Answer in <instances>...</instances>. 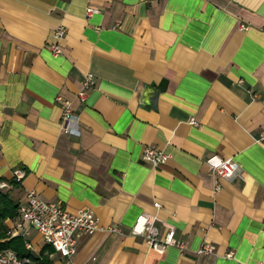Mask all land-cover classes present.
Masks as SVG:
<instances>
[{"label":"crops","instance_id":"crops-1","mask_svg":"<svg viewBox=\"0 0 264 264\" xmlns=\"http://www.w3.org/2000/svg\"><path fill=\"white\" fill-rule=\"evenodd\" d=\"M58 99L79 135L62 131ZM263 136L264 0H0V190L119 229L75 233L72 264H264ZM145 148L167 162L151 167ZM214 159L236 163L234 178L213 174ZM142 214L185 249L131 235ZM16 220L8 235L38 257L48 245Z\"/></svg>","mask_w":264,"mask_h":264},{"label":"built area","instance_id":"built-area-1","mask_svg":"<svg viewBox=\"0 0 264 264\" xmlns=\"http://www.w3.org/2000/svg\"><path fill=\"white\" fill-rule=\"evenodd\" d=\"M98 12L96 9L88 8L87 14L91 15ZM242 30L246 27L242 25ZM55 39H60L65 35V30L57 29L54 33ZM52 55L58 57L61 54V48L57 44H51L49 47ZM95 86L94 77L91 74L85 75L81 83V89L77 95L80 102H84L89 92ZM63 107L61 118L62 131L70 135H79V129L72 125L73 114L70 103L58 99ZM194 123V122H193ZM264 137V136H263ZM169 156L162 150L154 148H145L142 153V160L151 167H158L165 164ZM208 167L213 174L219 179L234 178L238 172V166L231 160H210ZM13 176L17 182L25 177L22 170H15ZM3 188L2 186L0 187ZM216 190L219 185H216ZM159 207V204H155ZM158 219L147 214L140 215L134 225L131 227L130 233L133 236L142 237L146 244L157 252H165L169 247H177L180 251L185 249L183 242L177 240L174 231L168 228L167 232L160 236L157 228ZM16 226L23 229L21 236H26L28 229H34L41 237L42 242L54 249V251L63 259L65 264H72L71 258L76 253V241L74 235L77 232L92 235L97 231L119 232L117 227H102L100 222L96 220L90 210H79L75 213H69L61 208L55 202H48L42 199L37 192L28 191L25 196V201L19 205L17 212ZM26 226V228H25ZM26 248L31 249V245L26 243ZM211 245H204L199 251L200 254L212 253ZM232 254L227 255L231 258ZM0 264H32L30 260H21L12 250L1 251Z\"/></svg>","mask_w":264,"mask_h":264},{"label":"trees","instance_id":"trees-1","mask_svg":"<svg viewBox=\"0 0 264 264\" xmlns=\"http://www.w3.org/2000/svg\"><path fill=\"white\" fill-rule=\"evenodd\" d=\"M18 208L19 204L12 201L6 192L0 190V253L1 251L12 250L19 259L30 260L32 264H52L48 255L52 254L54 249L50 246L43 249L40 255L36 257L26 248L24 238L8 235L4 222L17 216Z\"/></svg>","mask_w":264,"mask_h":264}]
</instances>
